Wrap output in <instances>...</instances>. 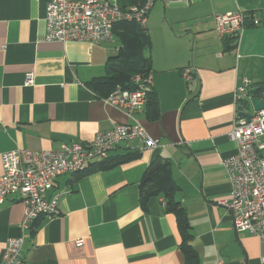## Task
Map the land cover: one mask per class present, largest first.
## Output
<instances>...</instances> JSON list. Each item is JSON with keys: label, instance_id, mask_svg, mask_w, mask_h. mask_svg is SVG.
<instances>
[{"label": "crops", "instance_id": "crops-1", "mask_svg": "<svg viewBox=\"0 0 264 264\" xmlns=\"http://www.w3.org/2000/svg\"><path fill=\"white\" fill-rule=\"evenodd\" d=\"M46 11L47 0H0V176L5 153L87 147L118 124L142 125L159 145L122 142L106 161L132 157L115 167L82 175L102 162L94 159L82 173L60 175L45 195L57 196L59 214L40 217L29 230L21 229L23 201L9 196L0 204V264L8 241L19 237L24 264H188L177 217L167 211L171 200L185 211L198 264H263L264 242L237 231L218 203L232 192L222 161L238 152L229 136L238 107L255 112L247 100H236V90L246 86L251 98L264 100V0L154 4L144 54L159 101L156 120L146 107L129 119L90 86L110 76L109 59L124 49L118 32L110 43L49 42ZM237 11L254 13L261 24L244 29L228 51L215 18ZM190 65L194 81L186 84L182 71ZM159 156L170 163L172 186L144 208L140 183Z\"/></svg>", "mask_w": 264, "mask_h": 264}, {"label": "built area", "instance_id": "built-area-1", "mask_svg": "<svg viewBox=\"0 0 264 264\" xmlns=\"http://www.w3.org/2000/svg\"><path fill=\"white\" fill-rule=\"evenodd\" d=\"M158 0H146L139 5L121 7L108 0H47L45 39L62 43H110L114 28L121 23H137L144 30L151 9ZM165 3L191 0H161ZM218 36L237 37L249 26L261 21L253 13L237 11L216 16ZM196 69L190 65L183 69L186 84L194 81ZM34 76L27 78L32 84ZM152 75H136L126 87L118 84L105 98L106 103L124 110L129 119L144 109L153 90ZM246 86L236 90V100L250 103ZM237 145L235 156L222 161L227 170L232 192L219 205L232 214L237 231L248 233L264 242V110L255 111L250 119L238 116L229 134ZM140 140L155 149L159 141L149 136L140 125L118 124L101 133L89 146L66 145L60 151L18 149L2 156L3 174L0 176V204L11 195H17L25 205L21 222L23 231L29 230L40 217L59 214L57 196L47 200L46 193L54 188V181L62 174H79L94 159L106 160L109 152L122 142ZM24 237L8 241L2 264H24L22 247ZM81 243V241H79ZM264 264V258H262Z\"/></svg>", "mask_w": 264, "mask_h": 264}, {"label": "trees", "instance_id": "trees-1", "mask_svg": "<svg viewBox=\"0 0 264 264\" xmlns=\"http://www.w3.org/2000/svg\"><path fill=\"white\" fill-rule=\"evenodd\" d=\"M145 1L132 0L131 6L142 4ZM117 32L120 35L121 41L124 43V49L118 56L109 59L107 68L110 76L106 79L95 80L90 85L99 98L107 97L118 84L127 87L136 75H147L151 73L150 59L144 54L146 46L149 45V38L145 30L139 24L133 22L117 25L114 28V34ZM226 39V50L231 51L235 45H231L230 43L236 38L226 37ZM260 90H258L257 94H259ZM146 109L150 119L156 120L159 117V101L153 90L149 94ZM129 157H132V154L117 161H102L91 169H88L82 175L115 167L122 160ZM171 186L170 163L168 160L159 156L149 164L140 183V203L142 207H146L150 197L159 195L161 191H166ZM167 211L175 213L177 217L178 228L182 235L181 248L188 260V264H198V257L188 242L190 237V224L183 207L179 202L171 200L168 202Z\"/></svg>", "mask_w": 264, "mask_h": 264}, {"label": "water", "instance_id": "water-1", "mask_svg": "<svg viewBox=\"0 0 264 264\" xmlns=\"http://www.w3.org/2000/svg\"><path fill=\"white\" fill-rule=\"evenodd\" d=\"M257 92H258V89L251 90V93H257ZM250 105L252 106L254 111L264 110V100H261L258 96L252 98ZM238 110L240 111L239 116L245 117L247 119L251 118L252 115L245 113V109L243 106H239Z\"/></svg>", "mask_w": 264, "mask_h": 264}]
</instances>
